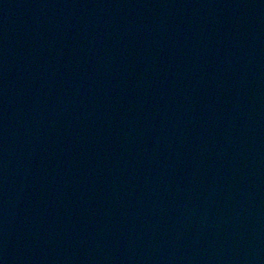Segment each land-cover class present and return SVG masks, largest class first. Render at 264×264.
<instances>
[{"label":"water","instance_id":"obj_1","mask_svg":"<svg viewBox=\"0 0 264 264\" xmlns=\"http://www.w3.org/2000/svg\"><path fill=\"white\" fill-rule=\"evenodd\" d=\"M0 264H264V0H0Z\"/></svg>","mask_w":264,"mask_h":264}]
</instances>
